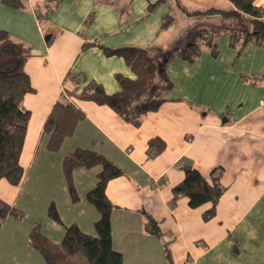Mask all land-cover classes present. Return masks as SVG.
Returning <instances> with one entry per match:
<instances>
[{"label": "crops", "instance_id": "obj_1", "mask_svg": "<svg viewBox=\"0 0 264 264\" xmlns=\"http://www.w3.org/2000/svg\"><path fill=\"white\" fill-rule=\"evenodd\" d=\"M17 1L0 0V30L30 48L25 70L35 92L25 98L31 117L20 158L23 179L18 185L0 180V199L23 212L22 218L0 219V264H46L29 242L35 223L56 243L72 223L97 234L99 212L86 193L101 167L75 169L80 200L72 202L62 164L76 147L96 150L124 171L107 187L115 205L113 246L123 264H264V40L235 36L236 18L190 14L233 10L234 3ZM255 5L264 8V0ZM194 41L201 43L198 57L180 56ZM103 46L147 49L160 64L157 80L172 83L166 100L136 125L109 105L72 96L85 118L59 152H50L43 126L65 90L77 89L70 72L101 83L108 93L120 89L117 74L135 77L122 56L105 54ZM152 139L163 140L164 150L151 153ZM217 167L226 189L213 218L203 217L210 203L191 207L180 195L172 204V189L187 169L209 175ZM52 202L62 223L48 216ZM144 212L161 222L160 237L146 231ZM27 217L31 223L24 225Z\"/></svg>", "mask_w": 264, "mask_h": 264}, {"label": "trees", "instance_id": "obj_2", "mask_svg": "<svg viewBox=\"0 0 264 264\" xmlns=\"http://www.w3.org/2000/svg\"><path fill=\"white\" fill-rule=\"evenodd\" d=\"M6 1L12 5L19 4L17 0ZM231 1L236 9L209 8L190 14L220 15L224 18L233 17L240 21H249L252 27L244 32H236L235 36L242 35L245 41L249 37H257L263 41L264 8L255 5V0ZM48 11L49 8L46 12ZM169 23L170 19H166L163 25L166 27ZM201 34L204 36L203 32ZM211 38L208 43L212 42ZM87 46L88 44H85L84 48ZM103 50L107 55L122 56L135 77L117 74L120 89L108 93L101 83L87 80L81 73L70 72L68 76L77 83V89L65 90L53 105L43 126L46 148L50 152H59L65 140L74 135L79 122L85 118V113L70 99L72 96L109 105L124 119L136 125L141 123L146 113L157 110L166 100V93L171 89L172 83L168 80L160 82L157 80L160 64L147 49L138 47L112 49L103 46ZM200 51L201 43L194 41L184 45L179 55L194 61ZM30 56L28 46L15 40L8 31L0 30V180L5 178L13 185H18L25 173L20 158L31 117V111L25 106V98L27 94L35 92L30 75L25 70V63ZM164 148L163 140H150L151 153H159ZM62 166L67 188L74 203L80 200L73 176L75 169L101 167L95 185L86 193V199L99 212V219L95 222L97 234L87 233L77 223H72L65 225L63 239L56 243L45 235L40 223H35L29 234L30 244L43 256L46 264H123L122 253L113 246L111 213L115 205L107 194L109 182L123 175V169L104 154L85 147H76L68 153L63 159ZM222 172V167L213 169L209 175H205L197 168L187 169L184 180L172 189V204L176 203L180 195L189 197L191 207L210 203L211 207L204 212L203 217L206 220L213 218L219 199L226 189L221 183ZM48 215L54 221L62 223L54 202L49 205ZM144 215L146 231L160 237L161 222L148 212H144ZM8 216L22 218L23 212L0 199V219H6Z\"/></svg>", "mask_w": 264, "mask_h": 264}, {"label": "rangeland", "instance_id": "obj_3", "mask_svg": "<svg viewBox=\"0 0 264 264\" xmlns=\"http://www.w3.org/2000/svg\"><path fill=\"white\" fill-rule=\"evenodd\" d=\"M252 27L251 23L249 21H241V24L239 25V29L237 30V32H244L246 29H250ZM49 208V207H48ZM35 214V213H34ZM49 216V215H48ZM32 217V216H31ZM50 218V217H49ZM26 221L23 223L25 224H30L31 223V219H29V217H27V219H25ZM53 220V219H52ZM18 221V220H16Z\"/></svg>", "mask_w": 264, "mask_h": 264}]
</instances>
